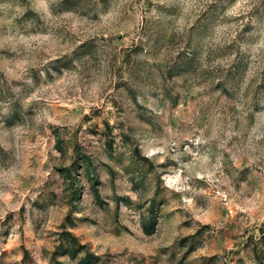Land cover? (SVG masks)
Instances as JSON below:
<instances>
[{"label": "rangeland", "instance_id": "rangeland-1", "mask_svg": "<svg viewBox=\"0 0 264 264\" xmlns=\"http://www.w3.org/2000/svg\"><path fill=\"white\" fill-rule=\"evenodd\" d=\"M0 264H264V0H0Z\"/></svg>", "mask_w": 264, "mask_h": 264}]
</instances>
